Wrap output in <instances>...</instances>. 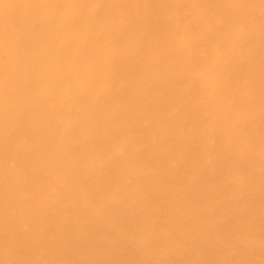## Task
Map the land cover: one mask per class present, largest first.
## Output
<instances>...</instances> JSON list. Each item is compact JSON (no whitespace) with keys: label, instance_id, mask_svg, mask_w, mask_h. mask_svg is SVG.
Masks as SVG:
<instances>
[{"label":"bare ground","instance_id":"bare-ground-1","mask_svg":"<svg viewBox=\"0 0 264 264\" xmlns=\"http://www.w3.org/2000/svg\"><path fill=\"white\" fill-rule=\"evenodd\" d=\"M0 264H264V0H0Z\"/></svg>","mask_w":264,"mask_h":264}]
</instances>
